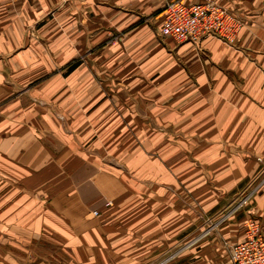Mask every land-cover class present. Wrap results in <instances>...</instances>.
<instances>
[{"label":"crops","instance_id":"crops-1","mask_svg":"<svg viewBox=\"0 0 264 264\" xmlns=\"http://www.w3.org/2000/svg\"><path fill=\"white\" fill-rule=\"evenodd\" d=\"M171 1L200 0H0V264L37 237L148 263L181 168L204 212L250 186L264 233V0H217L243 21L234 45L161 37Z\"/></svg>","mask_w":264,"mask_h":264},{"label":"rangeland","instance_id":"rangeland-1","mask_svg":"<svg viewBox=\"0 0 264 264\" xmlns=\"http://www.w3.org/2000/svg\"><path fill=\"white\" fill-rule=\"evenodd\" d=\"M180 171L182 175L178 187L173 185V195L179 200V209H176L175 205H171L170 199L158 202L160 223L155 226L159 231L154 234L156 240L149 239L148 241L147 257L149 262L146 264H232L229 258V246L240 240L244 233V225L247 220V218L244 220V210L248 206L249 200L243 199V196L248 198L251 196L250 186H244L242 196H236L224 210L214 213L204 212L199 209L197 202L191 200L194 193L193 186L187 183V169L181 168ZM165 181L167 180L165 179ZM169 184L171 186V182ZM164 191L165 194L169 192L168 196L171 197L170 189L164 186ZM142 218L139 217V219ZM133 219L135 221V218ZM228 224L233 225L232 227L235 229L230 236L229 233L222 231L223 226ZM238 236L239 238H237ZM230 237H235V241L229 243ZM35 239L30 250V257H28L26 247L13 246L15 257L23 262L22 264H86L78 260L75 261L68 252H60L59 248H56L57 244L49 239L42 237ZM136 244L138 245V243ZM161 247L164 249H160ZM160 251H164L163 254H160ZM22 257L24 259H21ZM219 259L222 262H219Z\"/></svg>","mask_w":264,"mask_h":264},{"label":"built area","instance_id":"built-area-1","mask_svg":"<svg viewBox=\"0 0 264 264\" xmlns=\"http://www.w3.org/2000/svg\"><path fill=\"white\" fill-rule=\"evenodd\" d=\"M242 27L243 21L217 0L190 4L171 1L164 8L159 34L177 43L200 44L204 39L216 38L234 45ZM229 251L232 264H264V233L255 218H247L242 238L231 243Z\"/></svg>","mask_w":264,"mask_h":264}]
</instances>
